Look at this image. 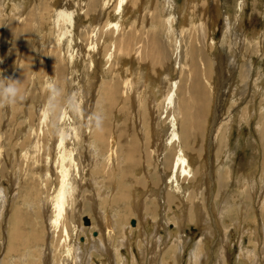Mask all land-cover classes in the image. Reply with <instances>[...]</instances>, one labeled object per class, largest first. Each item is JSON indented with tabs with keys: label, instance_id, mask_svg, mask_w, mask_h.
<instances>
[{
	"label": "bare ground",
	"instance_id": "1",
	"mask_svg": "<svg viewBox=\"0 0 264 264\" xmlns=\"http://www.w3.org/2000/svg\"><path fill=\"white\" fill-rule=\"evenodd\" d=\"M178 1L0 0V73L18 80L23 96L9 103L11 107L0 104V177L12 178L16 186L23 181V188L17 186L9 198L0 185V248L6 243L7 256H0V264H95L94 259L126 264L117 249L129 234L132 217H147L153 233L170 221L177 224L175 231L167 232L175 239L161 255L163 264H174L184 224H196L203 235L189 259L192 264L205 263L212 232L205 228L204 125L215 64L207 42L209 0ZM235 2V21L228 14L224 26V33H232L234 39L250 0ZM253 8L251 14L257 11ZM81 17L89 23L82 26ZM251 34H242L245 54L264 53V30L260 36ZM11 35L12 42L5 45ZM220 58L209 135L218 116V98L225 93ZM250 65H241L242 89L236 88L235 94L242 96L248 88ZM252 98L227 116L212 139L218 165L213 219L224 221L225 214L235 211L228 224L250 235L251 244L239 246L247 264L258 262L255 249L261 233L253 213L252 224L242 222V213L250 215L256 198L264 216V107L257 122L260 181L255 178L256 145L251 141L249 155L237 164L230 142L234 126L248 125L254 115ZM117 209L119 215L113 211ZM86 211L97 219L92 225L100 236L91 244L89 239L79 244L82 231L86 233L81 223ZM38 218L43 226L37 225ZM261 245L264 248V240ZM225 248L224 244L217 264H224Z\"/></svg>",
	"mask_w": 264,
	"mask_h": 264
},
{
	"label": "rangeland",
	"instance_id": "2",
	"mask_svg": "<svg viewBox=\"0 0 264 264\" xmlns=\"http://www.w3.org/2000/svg\"><path fill=\"white\" fill-rule=\"evenodd\" d=\"M235 1L234 0H216L214 2L213 0H209V4L207 6L208 7L207 9H209V11L207 10V13H208V21L207 22L209 24L207 23V25H206L207 30H209V32H208V36H209L208 39L209 40H207V42H208V45L210 47L209 53H210V55L213 59V62L215 64H213L214 67L212 68V70L214 72L212 71L210 82H209L210 92H211L210 93L211 100H210V106H209V110H208V117L205 121L206 125H204V132H205V136H204V158H205L204 159L205 160L204 161V165H205L204 166V173H205V177L207 179V184L204 186L202 185V187L206 186L207 193H208V195H206V198H205V201H206V204H205L206 207L205 208L207 210L206 216L208 218L206 221V224H205V228H206V230H209L212 232V236H209V248H207L208 249V251H207L208 255L205 258L204 264H217L218 254H219V252H220V250L224 244L226 247L224 249L225 253L223 255V257L225 258L224 264H247V263H245V262H247V260H245V259L243 260V258L241 257L239 246L241 244H243L244 246L251 244L250 239H249L250 235L248 233L244 234L243 231L241 230V228L237 229V228H235L234 224H228V220L231 219V217H233L236 214L234 210L230 211L231 215L225 214L226 218L224 221L221 219L216 221V217L213 219V215L215 216V209L214 208L216 205V199H215L216 196L215 195H216L217 189H218L217 183H215L217 178H216V175H215L216 173L214 170H216L218 165H217V160L215 158V155H216L215 154V147H213V141H212L213 135H214L215 129H219L221 127V125L223 124V122H226L227 116L234 113V112L236 113L237 109L241 108L246 103V101L248 99H250L251 95H253L254 98H252L249 105L254 106V107L252 106L253 107L252 111H255L254 115L250 118V121H248V125H244V126L241 125V127L239 126L238 128H235V126H234V128L232 130V134H231L230 145H231V147L235 146V151H236V156H237L236 157L237 158L236 163L238 161L242 160V158L245 159L247 154L249 155L250 149L248 147V144L251 143V141H252V143H254L256 145V151H258L257 166L260 164V159H261V154H260L261 149L259 148L260 139H259V131H258V123L257 122L259 121V118H260L259 115L261 114L259 109L261 107H264V104H263L264 102H262V99H264V53L262 51L258 50V52L253 53V54L250 53V51L246 52V54H245V52L243 51L244 46H245V43L243 40L247 36V34H248V37H250V36L254 35V34H251L252 32H254L258 36H260L262 31L264 30V18H263L264 16H262V14H261V13H263L261 11H264V0L260 3L253 2L252 0H250V2H248L249 7L247 9V6H246V13L242 17V19L240 20L241 21L240 23H242L240 25V29H241L240 34L238 36L235 35V39H234V36L232 35V33H230V34L224 33V28H225L224 26H225V23L227 22L228 14H230V16H231L230 18L232 19V23L235 21V19H234L235 15H236L235 10L237 7V5L235 4L236 3ZM244 1H246V0H244ZM183 2H184V0L178 1V3H183ZM255 3H257V4H255ZM251 4H253V5L251 6ZM8 5L11 6L10 4H8ZM253 6L256 7L255 9H257L255 14H251L252 9L254 10ZM260 9H261V11H260ZM8 10L10 11V8L6 10V14L9 12ZM81 18L79 20L82 22V24H81L82 26H85V24L89 23L88 21H86L84 19V17H81ZM85 21L88 23H86ZM243 31L245 34L243 33ZM11 38H12V35L5 39V42H4L5 45H6V43H9L10 40H12ZM261 39H262V35L259 38V42ZM262 40H263L262 46H264V39H262ZM21 42H25V40H21ZM209 42H210L211 46H210ZM256 42H258V41L255 40V43ZM259 45H260V43H259ZM220 57H222V58H220ZM218 58H220V64H222V67L224 68V77L222 74V80L223 81L222 80L221 81H222L223 90L225 91V93H224L223 97H221V95H220L218 98V110H219V111L217 110L218 116L216 118V122L214 124L213 130H211V135H209V131L211 128V121H212V110L214 107L213 105H214V99H215V97H213V94H214L213 83L215 81V70L217 69V66L219 65ZM222 60H223V63L221 62ZM244 63L249 64V65L251 64L250 66H248V67H250L249 69H251V71L249 72L250 74L248 75L249 76V79H248L249 84H247L248 88L246 90L244 89L245 91H244L243 95L240 96L238 93L235 94V92L237 91L235 89L236 88L238 90L242 89V88H240L242 85H240L241 82H240L239 76H240L241 65H243ZM227 65L229 66L230 69H227L228 68ZM229 70H230V72H229ZM78 71H79V74L77 75V77L79 78V80H82L81 77L83 76V73H80V70H78ZM227 75H228V77H227ZM84 78L86 79V81L92 80V78H89V77H84ZM237 78L239 81L237 80ZM260 79H261V81H260ZM235 81H236V83H235ZM224 82L226 84H224ZM237 83H239V84H237ZM253 84H258V86L252 87L251 85H253ZM236 85H237V87H236ZM259 87H261L262 89ZM232 88H233V90H232ZM221 91H220V93H221ZM237 92H239V91H237ZM217 93H218V91H217ZM219 99H222L223 102L222 101L220 102ZM235 102H237V103H235ZM259 102H261V103H259ZM233 103H235L236 105L234 106ZM232 104H233V106H232ZM7 107H11V105L8 103ZM228 109H229V111H228ZM261 110H263V108ZM263 112H264V110H263ZM10 125H9V127H10ZM210 150H211V152H210ZM214 163L216 166L214 165ZM258 170H259V166H258ZM259 172H260V170L255 173V178H256L257 182L260 179L257 177L261 176V172L260 173ZM207 173H208V175H207ZM10 179H12V178L6 177V176L0 177V185L1 186L3 185L2 187H5L4 192H6V193L4 194V196L8 197V198L11 197L12 194H14L16 192L17 186L21 189L23 188V185L21 183V182H23L22 180H21V182L18 180L17 186H16V183H14V182L11 183ZM261 179L263 180V175H262ZM213 188L214 189L216 188V189L213 190ZM235 188H238V186L236 185ZM14 189H15V191H14ZM22 192L23 191H21V193ZM257 194H258V192H255V196ZM213 197H215V198H213ZM256 200L257 199L255 198L252 201L254 204V208H252V212L250 211L249 216L247 215L246 211H244L242 213V216L245 217V219L242 220V222H245L247 220L249 222L252 218L251 216L253 213L254 221H255L254 224L256 227H258V230L261 233V234H259L260 240L257 243L259 246L257 249H255L256 252H258V256H259V258L257 256V258H258L257 264H264V253H263L264 248H262L263 246L261 245V243L263 244V240H264V238H262V237H264V229H263L264 228L263 227L264 222L263 223L261 222V221H264V218H263L264 216H262V214L260 212V208H259L261 205L260 200L259 199L257 201ZM35 201H37V199ZM211 203L213 206L211 205ZM249 203L250 202H248V204ZM5 205H7V204L3 205L4 208L2 210H3V213L6 214V213H8V211L6 210L7 207H5ZM22 209H24V208H22ZM119 209L113 210L115 213L117 212L116 215H119V212H120ZM253 210H254V212H253ZM183 211H182V213L184 214V216H187V210H183ZM255 211H256V213H255ZM38 214H41V212L39 211ZM183 214H180V215L182 216ZM8 216H9V213L7 214V217ZM146 218L138 221L135 217H132L129 220L128 225L131 227V229L129 228L130 230L127 232L129 234H128L127 238L124 240V243L122 244V246H120L117 249V254L120 256V257L119 256L118 257L122 258V261L123 260L126 261L125 262L126 264H134V263L135 264H147V263L148 264H163L162 261L164 260V258L162 257L163 258L162 259L161 255L163 256V253L167 250L169 245L173 244L172 241L175 238L173 235L170 237L167 234V232L175 231L177 224L175 225L173 221H170L165 225L164 229L163 228L158 229L157 233H155V231L153 233L152 230H154V227L150 228L151 223H150V221L147 222ZM115 220L117 221V219H115ZM254 221L251 220L250 223L252 224ZM94 222L96 224L97 219H95L94 216H92V214L90 212L86 211V212L82 213L81 223L83 224L82 227H86V233L85 232L83 233V231H82V235L79 236V244L80 243H82V244L87 243L88 239L90 240V244H91L92 240H94L93 238H98L100 236V234H99L100 232L98 231V229L92 225V223L94 224ZM257 223H258V225H257ZM260 223H261V225H260ZM37 225L43 226V221L41 220V218L40 219L38 218V224ZM242 225L246 226L245 223H243ZM28 226H30V225L28 224ZM89 226H91V227H89ZM196 226L197 225L196 224L194 225V223H192V222H187L182 227L183 229H182L181 233L183 235L180 234V238L178 237L179 242L182 245L180 246V250H179L180 252L177 251V253H176V256L178 259L177 258L174 259V264H192L193 263V262H190L189 253H190L191 249H193L194 245L198 243V239L203 235L202 229L199 226L198 227H196ZM225 226H227V227H225ZM198 228H200V229H198ZM24 229L26 230L25 232H28L27 227H25ZM139 232H141V233H139ZM85 234H87V235L85 236ZM118 234L119 233H116V236H119ZM149 236H151L152 238ZM182 236H184V237H182ZM1 237H2V234L0 235V240L2 241ZM148 237H149V239H148ZM247 239H249V240H247ZM148 241H150V243ZM248 241L250 242V244ZM147 242L149 245H147ZM151 242L154 244H151ZM3 245H4V247H3L4 249L0 248V256L2 257V255H3V259H4V258H7V256L5 257L4 256L5 254L3 253L5 251L6 243H3L2 246ZM163 245H165V246H163ZM0 247H1V243H0ZM197 247H198V245H197ZM92 250H93V252H95V248H92L90 251H92ZM154 250L156 252H154ZM154 255H157V256H154ZM160 259H162V260H160ZM94 261L96 262L95 264H100L99 260L94 259ZM194 264H195V262H194Z\"/></svg>",
	"mask_w": 264,
	"mask_h": 264
},
{
	"label": "clouds",
	"instance_id": "3",
	"mask_svg": "<svg viewBox=\"0 0 264 264\" xmlns=\"http://www.w3.org/2000/svg\"><path fill=\"white\" fill-rule=\"evenodd\" d=\"M55 90V85L52 86ZM19 99H23L19 87V81L3 76L0 73V104L14 103Z\"/></svg>",
	"mask_w": 264,
	"mask_h": 264
},
{
	"label": "water",
	"instance_id": "4",
	"mask_svg": "<svg viewBox=\"0 0 264 264\" xmlns=\"http://www.w3.org/2000/svg\"><path fill=\"white\" fill-rule=\"evenodd\" d=\"M133 223V222H132Z\"/></svg>",
	"mask_w": 264,
	"mask_h": 264
}]
</instances>
